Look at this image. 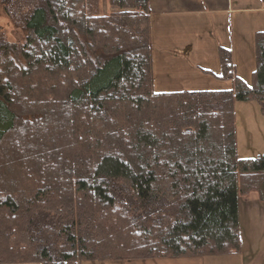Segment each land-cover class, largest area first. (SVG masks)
<instances>
[{"label": "trees", "instance_id": "16d2710c", "mask_svg": "<svg viewBox=\"0 0 264 264\" xmlns=\"http://www.w3.org/2000/svg\"><path fill=\"white\" fill-rule=\"evenodd\" d=\"M106 2L0 0L25 31L0 28V264L238 252L264 156L237 155L234 110L264 107V33L253 87L220 48L231 88L159 92L149 0Z\"/></svg>", "mask_w": 264, "mask_h": 264}, {"label": "crops", "instance_id": "0c3cea01", "mask_svg": "<svg viewBox=\"0 0 264 264\" xmlns=\"http://www.w3.org/2000/svg\"><path fill=\"white\" fill-rule=\"evenodd\" d=\"M149 7L153 89L166 91V86L169 92L229 89L233 80L219 77L220 48L230 50L235 77L249 87L255 85L259 68L256 38L264 33L262 0H149ZM245 196H252L245 200L248 226L244 230L238 198L240 248L229 256H237L235 261L241 264H264V216L261 218L257 210L263 205L257 202L258 194ZM208 257L168 256L78 264H211Z\"/></svg>", "mask_w": 264, "mask_h": 264}, {"label": "rangeland", "instance_id": "374dc122", "mask_svg": "<svg viewBox=\"0 0 264 264\" xmlns=\"http://www.w3.org/2000/svg\"><path fill=\"white\" fill-rule=\"evenodd\" d=\"M102 2L103 12L111 11L107 7L106 0H100ZM263 1V0H262ZM264 3V2H263ZM0 28L5 33L6 39L8 41L20 43L25 40V31L23 28L16 26L9 17H6L2 7L0 6ZM247 71V70H245ZM241 76L246 77L243 73ZM19 89L21 85L17 84ZM206 84L202 87L206 88ZM231 88V87H230ZM212 89V88H211ZM216 89V88H215ZM155 91L157 90L154 87ZM166 91H171L169 86H166ZM264 106V104H263ZM235 123H236V134H237V155L241 158L244 157H255L257 155L264 156V107H262L256 100L253 101H241L235 104ZM58 115V110L54 111ZM59 118L55 120L57 123ZM22 134H19L21 136ZM251 195H257L255 192H251ZM252 196H239L240 201V214H242V226L247 229L248 226L246 222V199ZM258 204L263 206H258L257 210L261 212L259 215L261 218L264 216V202L258 199ZM247 210V211H246ZM256 217V215H255ZM240 248V245H239ZM237 256H229V254L220 255L213 254L208 257V262L211 264H241L239 261H235ZM241 259V257H239ZM87 263V261H82V263ZM81 263V262H80ZM18 264V263H10ZM19 264H39V263H19ZM249 264V263H247Z\"/></svg>", "mask_w": 264, "mask_h": 264}]
</instances>
